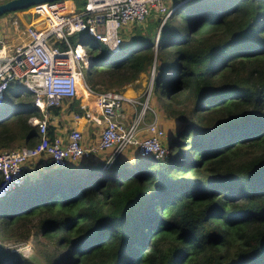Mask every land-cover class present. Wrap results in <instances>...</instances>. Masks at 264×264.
I'll list each match as a JSON object with an SVG mask.
<instances>
[{
    "label": "trees",
    "instance_id": "16d2710c",
    "mask_svg": "<svg viewBox=\"0 0 264 264\" xmlns=\"http://www.w3.org/2000/svg\"><path fill=\"white\" fill-rule=\"evenodd\" d=\"M151 19L117 54L90 37L70 42L91 57L94 93L154 68L156 103L178 123L171 154L79 169L47 160L38 178L0 199V264H32L4 244L33 220L50 246L46 264H264V0H191L161 28ZM32 117H42L32 96L10 85L0 149L34 146Z\"/></svg>",
    "mask_w": 264,
    "mask_h": 264
},
{
    "label": "built area",
    "instance_id": "2783aa9c",
    "mask_svg": "<svg viewBox=\"0 0 264 264\" xmlns=\"http://www.w3.org/2000/svg\"><path fill=\"white\" fill-rule=\"evenodd\" d=\"M189 1L85 0L84 8L76 12L72 0H63L35 5L22 12L31 17L24 30L25 41L9 53L0 38V107L7 89L14 85L32 96L33 108L42 117L28 121L38 132L34 146L0 150V199L23 185L25 170L33 162L50 160L53 168L68 169L92 159L97 152H104L103 162L109 167L130 149L137 151L138 160H147L146 155L161 161L169 157L170 143L160 129L158 115L149 107L154 68L142 103L115 90L94 93L85 82L92 70L91 57L79 42L72 45L70 38L78 36L80 41V37H90L112 53H118L129 47L123 37L127 29L145 27L152 16L162 19L161 28L175 8ZM16 14H11L10 24L18 30L20 18ZM81 85L97 101L91 109L82 104L83 113L73 112L72 119L78 121L84 117L94 125L99 130L98 142L85 145L82 133L75 128L63 137L54 135L51 139L48 109H60L67 102L82 100ZM126 107L132 109L130 121L124 118ZM148 113L149 122L145 123Z\"/></svg>",
    "mask_w": 264,
    "mask_h": 264
},
{
    "label": "rangeland",
    "instance_id": "374dc122",
    "mask_svg": "<svg viewBox=\"0 0 264 264\" xmlns=\"http://www.w3.org/2000/svg\"><path fill=\"white\" fill-rule=\"evenodd\" d=\"M71 6H72V4H71ZM20 12L21 11L15 12V13H17L16 15H18L19 18L21 16H23V18H20L21 21H20L19 27H18V31L22 32V34H23L24 27L28 23H30L31 18L29 20V17H24L26 15V13L21 14ZM11 14L12 13H8V17H12ZM22 20L25 21V23ZM146 23H147V21H146ZM10 26L11 25L8 22V24H6V33H7V28H10ZM132 29H127V31L125 32V35L123 34V37L125 38L126 42L129 40V36L131 34L135 33L134 32L135 30L132 31ZM99 47L103 48V46L101 44H99ZM95 52H97V51H95ZM113 54H117V53H113ZM150 82H151L150 74L144 73V74L140 75L139 79L135 83H133L132 85H129L126 88L127 89L132 88L135 91H137V96L134 98L135 99L137 98L136 100L139 103H142V101L145 98L146 93L149 89ZM80 88L81 89L84 88L83 85H81ZM126 88L125 89L123 88L120 90H115V91L124 93ZM88 96H89V98H94V97H90V95H88ZM76 104L74 106L75 109L77 108ZM64 105L65 106L69 105L68 107H70L71 104H70V102H67ZM149 107H150V110L154 111L158 115L160 129L165 132L166 138L172 137L175 129L178 126V123H175L173 120L167 119L161 113V110L158 107V105L156 103V99L153 95V91H152L151 96H150ZM147 117L150 118V113L147 114ZM148 122H149V119L145 120V123H148ZM123 154H126V155H123ZM123 154L121 155L120 161L124 164L130 165L131 163L134 162V160H138L137 151H135L134 149L126 150ZM45 162L46 161L33 162L32 164L28 165L26 170H25V180L33 181L34 179L38 178L39 175L44 171V166L46 165ZM37 225H38V220H33L30 223L24 224V226L18 231L17 237L14 236L12 240L5 242V244H4L5 250L9 251L10 254L20 255V257L22 259H26L29 262H31L32 264H46L47 260L50 259V258L47 259L48 250H49L50 246H49L47 240H45L43 238V236H41V231ZM25 235H28V237L25 238L24 237Z\"/></svg>",
    "mask_w": 264,
    "mask_h": 264
},
{
    "label": "crops",
    "instance_id": "0c3cea01",
    "mask_svg": "<svg viewBox=\"0 0 264 264\" xmlns=\"http://www.w3.org/2000/svg\"><path fill=\"white\" fill-rule=\"evenodd\" d=\"M173 5H175V3ZM20 13L22 14V12H20ZM24 17H29V19L31 18L28 14H26ZM10 18L11 17H8V15H6L5 17L4 16L0 17V36H1V39L7 45L9 53H11L15 47L19 46L23 41H25L24 31L22 34V32L18 31L17 29L13 28L12 26H10V28H7V33H6V24H8V22L11 23ZM20 18H23V16H21ZM149 20H152L151 17L147 20V23ZM20 21H21V19H20ZM23 22L25 23V21H23ZM147 23L145 24V27L147 26ZM28 25H29V23L24 27V30ZM132 36H134V33L131 34V36H129V40L126 42V44L131 43ZM129 91H130V94L132 95L131 98H134L137 96V91H135L132 88H130V89L126 88V90L123 94L126 97H129V96H127V92H129ZM87 96L88 95H85L84 98H82V100H80V101L75 100L72 103L73 106H70V107L64 106L63 108H60L59 113L57 115L50 114L49 125H51L54 128L56 136L63 137L72 128H75L82 133L85 145H93V144H96L98 142L99 130L94 125L88 123L84 117H82L78 121H74L72 119V113L73 112H76V113L78 112L79 114L83 113L82 111H80V106L82 104L87 105L90 109L95 105V103L97 101L96 97L92 94H90V97H94V98H89V96L88 97ZM75 104L77 105V108L73 109ZM131 114H132V109H130L129 107H126L125 111H124L125 121L131 120V118H132ZM148 119L149 118L147 117L146 120H148ZM105 155H106V153H104V152H97L96 154H94L92 159L83 161V162L76 164V165H72L69 169H79L80 166L94 167L96 164L102 163V161L105 158ZM123 155H126V154H123Z\"/></svg>",
    "mask_w": 264,
    "mask_h": 264
},
{
    "label": "water",
    "instance_id": "95a60500",
    "mask_svg": "<svg viewBox=\"0 0 264 264\" xmlns=\"http://www.w3.org/2000/svg\"><path fill=\"white\" fill-rule=\"evenodd\" d=\"M57 1H63V0H9V1H6L5 3L0 4V17L8 13H15V12L30 9L31 7L35 5L57 2ZM144 159L154 160V158L151 155H146Z\"/></svg>",
    "mask_w": 264,
    "mask_h": 264
}]
</instances>
